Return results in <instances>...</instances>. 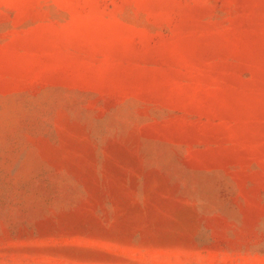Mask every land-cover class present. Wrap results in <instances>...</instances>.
<instances>
[{"label": "rangeland", "instance_id": "obj_1", "mask_svg": "<svg viewBox=\"0 0 264 264\" xmlns=\"http://www.w3.org/2000/svg\"><path fill=\"white\" fill-rule=\"evenodd\" d=\"M0 264H264V0H0Z\"/></svg>", "mask_w": 264, "mask_h": 264}]
</instances>
